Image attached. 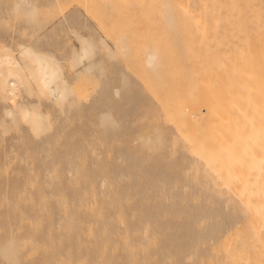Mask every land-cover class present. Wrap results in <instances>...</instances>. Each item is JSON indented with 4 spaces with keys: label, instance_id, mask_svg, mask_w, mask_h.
Instances as JSON below:
<instances>
[{
    "label": "bare ground",
    "instance_id": "obj_1",
    "mask_svg": "<svg viewBox=\"0 0 264 264\" xmlns=\"http://www.w3.org/2000/svg\"><path fill=\"white\" fill-rule=\"evenodd\" d=\"M155 1V27L165 28L167 36H160L159 30H156L152 41L157 44V53L151 59L142 60L146 62L142 66L154 75L153 87L150 88L147 83L153 97V103L146 105L151 119L140 125L150 134L140 137L141 143L134 154V158L142 164L129 168V179L120 182L119 188H109L108 195L100 198L99 206L89 203L84 211L72 207V219L64 224L58 242L59 248L68 245L67 259L59 261L55 247L49 250L44 245L42 248V233L31 222L15 214L21 227L27 230L28 240L11 235L10 241L0 250V264H27L28 261L33 264H165L159 248L170 254V264H180L185 252L199 248L196 246L198 230L194 225L195 212L189 210L179 220L178 229L166 231L152 210L149 193L139 190L138 181L148 180L147 172L153 168H179L181 172L185 165H193L204 172L197 177L203 190L208 192L210 184L223 183L228 190L241 197L246 210L243 215L240 209L233 207L235 213L230 219L231 233L226 238L219 236L217 247L220 253L214 259L201 255L199 264H264V0ZM61 2L54 0L53 4L61 5ZM72 3L70 5L73 6L75 1ZM38 17V28L33 29L34 32L28 29L30 33H27L26 27L22 28L26 31L21 34L10 31L13 33L9 34L10 39L17 37L21 40L20 44L16 43L19 46L14 45V50L18 51L19 48H16L20 47L22 57L31 55L27 43L38 41L42 36L44 21ZM83 43L86 44V41ZM11 47L0 48L5 60L16 54L14 51L10 54ZM91 54L93 47L84 50L77 60L80 62ZM33 62L37 70L30 69H34L31 71L36 73L42 89L49 91L52 98L68 103L65 91L59 89L63 83L57 85L60 81L59 63L56 66L36 53ZM13 65L1 76L2 93L14 91L24 70L18 63ZM23 114L25 118H31L38 130L44 128L45 121L38 120L37 113L25 111ZM103 124L112 132L110 137L107 135L110 139H103L105 145L114 147L117 138L122 142L127 140L126 137H115L116 133L122 132L120 124L108 119L103 120ZM89 128L86 126V129ZM114 133L115 139H111ZM80 144L81 140L77 144L63 145L69 150L61 154L67 159L73 156L81 158ZM82 167L81 177L74 189H80L79 198L88 200L89 192H96L95 173L90 171L85 161H82ZM113 167L109 156L104 167L108 169L103 172L109 175ZM59 181L64 182L63 178H59L57 184ZM123 191L127 192L126 200ZM49 202L55 204L53 200ZM197 206L201 215L209 219L213 217L205 199L199 200ZM129 209L132 210L130 220H127L124 230L117 229L114 238L110 225L115 226L117 220H126ZM33 213L37 214L35 210ZM88 215L98 216L96 226L85 224ZM142 221L154 222L165 237L164 242L155 245L156 255H152L151 246L138 242L139 236L130 246L123 243L128 227ZM206 230L213 234L218 232L212 221ZM96 255L98 258L93 261Z\"/></svg>",
    "mask_w": 264,
    "mask_h": 264
},
{
    "label": "rangeland",
    "instance_id": "obj_2",
    "mask_svg": "<svg viewBox=\"0 0 264 264\" xmlns=\"http://www.w3.org/2000/svg\"><path fill=\"white\" fill-rule=\"evenodd\" d=\"M61 1V5H56L53 4L54 0H0V48L19 46L16 43L20 44L21 40L17 37L10 39L9 34H21L26 30L28 33V29L34 32L38 28L37 17L44 21L40 39L27 43L31 55L22 57L20 47L16 48H19L18 51L14 50L15 47L9 48L12 50L10 54L16 52L11 59L5 60L0 54V79L15 63L24 67L12 93H2L0 85V250L10 241L11 235L28 240L27 230L15 217L17 214L42 233V248L44 245L49 250L55 247L59 261L67 259L68 245L59 248L58 242L64 224L72 219V207L84 211L89 203L99 206L100 198L108 195L109 188H119L120 182L129 179V168L142 164L134 158V154L141 143L140 137L150 134L140 125L151 119L146 105L153 103V97L147 83L150 88L154 85V75L142 66L146 64L142 60L151 59L157 53V44L153 42L156 30H159L160 36H167L165 28L155 27V0H74L73 6L70 5L73 0H65L69 6L64 0ZM23 27L26 30H22ZM90 47H93V54L79 62L77 59ZM35 53L46 57L56 66L59 63L60 81H57V85L63 83L59 89L65 91L68 103L52 98L49 91L42 89L37 80L39 78L34 74L37 70L33 62ZM61 102H64L63 105ZM25 111L37 113L38 120L45 121L44 128L38 130L31 118L24 117ZM105 119L123 127L122 132L112 134L111 139H115V135L126 137L125 142L117 138L114 147L104 144L103 139H110L112 133L103 124ZM85 125L90 128L86 129ZM80 140L81 158L73 156L67 159L61 154L69 150L63 145L77 144ZM109 156L114 167L108 175L103 171L108 169L104 167ZM82 161L95 173L96 192L90 191L88 200L79 198L80 189H74L81 177ZM147 174L149 179H140L138 188L143 193H149L152 210L166 231L178 229L179 220L189 210L196 214L194 225L198 230L196 246L199 248L185 252L180 264H199L201 255L214 259L220 253L217 247L220 238H226L231 233L230 219L235 213L233 207L246 214L241 197L228 190L223 183L210 184L206 192L197 179L204 172L193 165H185L181 172L179 168H153ZM59 178H63L64 182L57 184ZM122 193L126 200L127 192ZM202 199L211 207V219L201 215L197 202ZM126 212V220H117L115 226L110 225L109 230L114 238L117 229L124 230L127 220L131 218L132 210ZM211 221L217 227V234L206 230ZM84 222L96 226L98 216L88 215ZM153 223H132L123 243L130 246L139 236L138 242L151 246L152 255H156L155 245L164 242L165 237L158 225ZM158 250L162 262L170 264V254L165 249ZM97 258V255L94 256L93 261ZM27 264L33 262L28 261Z\"/></svg>",
    "mask_w": 264,
    "mask_h": 264
}]
</instances>
